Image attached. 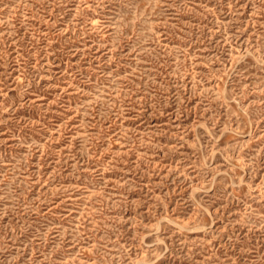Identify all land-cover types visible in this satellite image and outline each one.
<instances>
[{
    "label": "rangeland",
    "instance_id": "rangeland-1",
    "mask_svg": "<svg viewBox=\"0 0 264 264\" xmlns=\"http://www.w3.org/2000/svg\"><path fill=\"white\" fill-rule=\"evenodd\" d=\"M0 264H264V0H0Z\"/></svg>",
    "mask_w": 264,
    "mask_h": 264
}]
</instances>
